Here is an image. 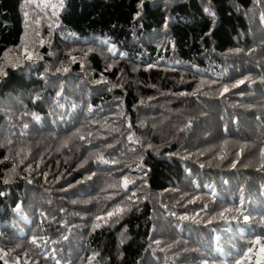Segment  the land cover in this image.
I'll use <instances>...</instances> for the list:
<instances>
[{
  "label": "trees",
  "instance_id": "16d2710c",
  "mask_svg": "<svg viewBox=\"0 0 264 264\" xmlns=\"http://www.w3.org/2000/svg\"><path fill=\"white\" fill-rule=\"evenodd\" d=\"M58 3L0 0V264H264V5Z\"/></svg>",
  "mask_w": 264,
  "mask_h": 264
},
{
  "label": "snow or ice",
  "instance_id": "6c2138e0",
  "mask_svg": "<svg viewBox=\"0 0 264 264\" xmlns=\"http://www.w3.org/2000/svg\"><path fill=\"white\" fill-rule=\"evenodd\" d=\"M143 3H144V0H141V7L143 6ZM258 3L264 5V0H258ZM64 4H65V0H59V3H58V4H52V5H51V7H52V9H53L52 15H53V16H57L58 11L64 7ZM45 7H48V5H45ZM204 11H205V13H207V14H212V13H210L209 8H205ZM27 16H28V14L25 13V17H26V18H27ZM139 16H140V13L137 12L136 17H139ZM136 17H134V19H135ZM260 19H261V22L264 23V14L261 15ZM36 23L39 24V23H40V20L37 19V20H36ZM50 27H51V25H50ZM70 34H71V33H70ZM207 34H208V33H206V35H207ZM44 43H45V41H43V40L40 41V44H41V45H43ZM236 51H239V49H237ZM69 56H70V61H71V63H76V62H77V57H76V56H72L71 53H69ZM24 59L27 60V61H35V60H40V59H42V57H41L38 53H36V52H34V51H28L27 48H25V49H24ZM11 67H12L13 69H15V68L18 67V64H16V63H12V64H11ZM81 67L83 68V64H81ZM149 67H151V65H149ZM110 68H111V65H109V69H110ZM68 71H69V67L64 66L63 64L61 65V67L56 68V72H58V73H60V72H64V73H66V72H68ZM6 75H7V72L4 70L3 67H0V77H2V76H6ZM246 80H250V77H245V78L242 79V80H238V81H236V83L232 84L231 87H233V88L238 87L239 85L244 84ZM94 82L97 83V84H99V83H104V82H106V81L104 80L103 77H101L100 80H97V81H94ZM228 91H229V86L225 85V86L220 90L219 95H220V96H223V95H224L225 93H227ZM195 94H196L195 92H193V93H183V92L179 93V95H182V96H183V95H195ZM203 94H204V95H207L208 93H203ZM57 95H60V93H57ZM38 98H39V97H37V99H38ZM150 99H151V98H150ZM89 111H91V107L89 108ZM36 119L38 120L39 117H36ZM258 119H259V118H258ZM89 135H91V134L89 133ZM80 139L83 140L84 137L81 136ZM129 139L131 140L132 137L130 136ZM201 154H202V153H201ZM240 154H241L240 152H237V153H236V156L239 157ZM218 158H219L220 160H223V159H225V156H224V155H220ZM260 158H261V160H264V147H261V148H260ZM99 159H100L102 162H104V163H109V161L103 160V157H99ZM111 162H112V163H115V161H111ZM201 167H204V165H201ZM231 167H232V168H235V167H236V161H235V160L232 162ZM259 170H260V171H264V164L261 165V167L259 168ZM89 178H90V177H89ZM4 183L7 184V183H9V181H8V180H5ZM78 183H79V182H78ZM129 183H133V181H129L127 178H125L122 186H123L124 188H127ZM3 195H5L4 192L0 191V196H3ZM132 196L135 197V196H136V193H133ZM129 199L131 200L132 198L130 197ZM190 202H194V201H190ZM74 203H75V202H74ZM137 203H138V201L132 200V204H137ZM132 204L126 205L125 207H121L120 205H117L114 209H112V210H110V211H107L106 215H104V216H99V215L96 216V217H95V221H94V223H93V225H92L93 230H95V229H99V228H101L103 225L108 224L109 221H110L113 217H120V216H122L124 213H126V212H128V211H131ZM17 207H19V206H17ZM205 207H207V205H205ZM243 207H244V201H243V199H242V200H241V208H237V209H235V211L238 212L240 215H242L243 220H244L245 222H249V221H250V217H249V215L244 214L243 211L241 210ZM231 211H233V209H225V212H231ZM225 212H221V213L219 214L220 217L224 218V217H225ZM181 219H188V217H187V216H183V217H181ZM232 219H236V217L233 216ZM262 223H264V221H262ZM31 243H32V244H37V238H36V237H33ZM156 243L159 244L160 242H159V241H156ZM93 258H94V257H90L89 259L91 260V259H93ZM57 264H59L58 261H57Z\"/></svg>",
  "mask_w": 264,
  "mask_h": 264
}]
</instances>
